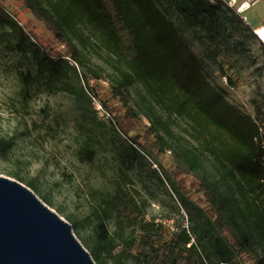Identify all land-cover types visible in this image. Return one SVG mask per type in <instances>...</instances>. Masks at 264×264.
Segmentation results:
<instances>
[{"label": "rangeland", "instance_id": "1", "mask_svg": "<svg viewBox=\"0 0 264 264\" xmlns=\"http://www.w3.org/2000/svg\"><path fill=\"white\" fill-rule=\"evenodd\" d=\"M151 1L173 23L196 56L208 84L220 87L224 100L237 111L254 118L259 106L264 118V51L235 13L223 6L204 2L199 5L191 0ZM0 4L25 31L52 41L19 1L0 0ZM245 15L251 26H264V1L256 2ZM79 29L88 45H76L105 78L92 80L87 86L101 102L104 116L95 109L91 98L89 102L68 93L51 92L43 80L29 87L24 100L21 74L34 76L36 69L29 55L11 50L15 41L10 30L0 25V139L10 145L5 155L0 154V176L29 188L71 225L74 237L89 253V247L97 240L94 227L98 216H105L114 249L101 257L102 264H138L125 259L126 243H132L129 251L133 254L143 251L141 231L117 218L106 205L118 189L144 208L146 221L163 227L167 240L180 229H188L193 239L201 240L209 264H251L232 253L227 241L212 228L201 194L189 188L197 179L185 178L187 190L183 191L180 182L172 178L171 151L157 155L144 141L130 144L128 136L115 128L111 118L122 115L123 110L111 97V79L107 76L117 75L113 67L117 63L86 26ZM229 78L234 85H230ZM68 82L82 85L74 76ZM127 92L140 117L129 136H143L144 128L156 119L167 124L171 135L160 128L158 134L173 148L202 150L190 137L192 130L187 121L168 117L140 83ZM147 115L153 117L148 119ZM262 133L264 136V126ZM201 155L197 176L207 179L224 197L238 198L237 184L227 170L210 154Z\"/></svg>", "mask_w": 264, "mask_h": 264}, {"label": "trees", "instance_id": "2", "mask_svg": "<svg viewBox=\"0 0 264 264\" xmlns=\"http://www.w3.org/2000/svg\"><path fill=\"white\" fill-rule=\"evenodd\" d=\"M17 1L52 40H42L25 31L0 4V25L10 30L9 35L15 41L11 50L29 55L36 69L34 76L21 74L22 98L27 99L28 89L34 82L43 80L51 92L68 93L90 102L88 96L93 92L87 87L90 81L105 78L76 45V42L82 48L88 45V39L79 29L86 26L117 63L113 66L117 75L107 76L111 79V97L123 110L122 115L111 118L115 128L128 136L130 144L139 145L144 141L157 155L171 151L172 178L180 182L183 191L187 190L185 178L197 179L189 188L201 194L212 228L227 241L232 253L251 264H264V118L261 108L256 106L252 118L227 103L222 89L208 84L196 56L151 0ZM191 2L207 3L205 0ZM210 17H214L213 14ZM70 76L82 85L70 84ZM228 81L234 85L230 78ZM137 82L168 117L187 121L192 130L190 137L202 152L173 148L158 134L157 128H160L171 135L167 124L156 119L151 121L150 127L144 128L143 136H129L140 121L127 92ZM103 105L106 107L105 103ZM146 117L151 119L153 115ZM9 147L0 139V154L5 155ZM204 153L227 170L237 184L238 198L224 197L207 179L197 176ZM106 205L117 218L141 231L143 251L133 254L129 251L132 243H126L125 259L138 264L210 263L201 240L193 239L188 229H180L167 240L163 227L146 221L144 208L122 190L118 189ZM97 220L94 227L97 240L89 247V254L95 264H102L101 257L114 248L107 235L105 216H98Z\"/></svg>", "mask_w": 264, "mask_h": 264}, {"label": "water", "instance_id": "3", "mask_svg": "<svg viewBox=\"0 0 264 264\" xmlns=\"http://www.w3.org/2000/svg\"><path fill=\"white\" fill-rule=\"evenodd\" d=\"M0 264H95L71 225L21 183L0 176Z\"/></svg>", "mask_w": 264, "mask_h": 264}, {"label": "built area", "instance_id": "4", "mask_svg": "<svg viewBox=\"0 0 264 264\" xmlns=\"http://www.w3.org/2000/svg\"><path fill=\"white\" fill-rule=\"evenodd\" d=\"M205 1L212 5L219 4L234 12L235 15L239 18L241 24L251 31L252 36L264 48V26L263 25L251 26L245 15V13L248 12V10L252 6H254L256 2L260 0H241V1L240 0H205ZM89 97L94 101L95 109L97 111L100 110L101 115L104 116L106 112L103 111L102 109L103 106L101 102H99L97 98L95 96H92L91 94H89ZM263 140H264V136H263ZM263 145H264V141H263ZM221 264H225V263H221Z\"/></svg>", "mask_w": 264, "mask_h": 264}]
</instances>
